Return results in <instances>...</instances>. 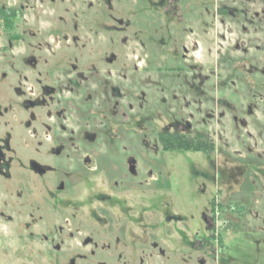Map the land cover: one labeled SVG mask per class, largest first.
<instances>
[{"label": "rangeland", "instance_id": "374dc122", "mask_svg": "<svg viewBox=\"0 0 264 264\" xmlns=\"http://www.w3.org/2000/svg\"><path fill=\"white\" fill-rule=\"evenodd\" d=\"M0 12V264H264V0Z\"/></svg>", "mask_w": 264, "mask_h": 264}, {"label": "trees", "instance_id": "16d2710c", "mask_svg": "<svg viewBox=\"0 0 264 264\" xmlns=\"http://www.w3.org/2000/svg\"><path fill=\"white\" fill-rule=\"evenodd\" d=\"M7 23V19H5ZM158 141L164 151L173 149L184 150H212L213 143L208 142L202 133H195L193 136L183 132H159Z\"/></svg>", "mask_w": 264, "mask_h": 264}, {"label": "flooded vegetation", "instance_id": "af4514ba", "mask_svg": "<svg viewBox=\"0 0 264 264\" xmlns=\"http://www.w3.org/2000/svg\"><path fill=\"white\" fill-rule=\"evenodd\" d=\"M11 15V14H10ZM9 14H1V12H0V16H1V19H3V22H5V19H7V23L8 22H10L9 21V16H10ZM13 15V14H12Z\"/></svg>", "mask_w": 264, "mask_h": 264}]
</instances>
